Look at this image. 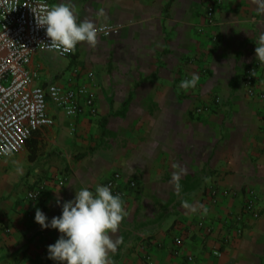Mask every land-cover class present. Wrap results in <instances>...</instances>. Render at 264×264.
<instances>
[{
    "label": "crops",
    "instance_id": "0c3cea01",
    "mask_svg": "<svg viewBox=\"0 0 264 264\" xmlns=\"http://www.w3.org/2000/svg\"><path fill=\"white\" fill-rule=\"evenodd\" d=\"M210 1L70 0L79 20L113 32L67 58L35 54L30 67L39 85L84 86L97 114L65 118L49 105L54 126L0 159V264H58L47 246L60 233L35 222L36 208L59 216L75 191L114 173L125 216L110 264H264V12L218 0L209 24ZM249 199L256 217L242 213Z\"/></svg>",
    "mask_w": 264,
    "mask_h": 264
},
{
    "label": "built area",
    "instance_id": "2783aa9c",
    "mask_svg": "<svg viewBox=\"0 0 264 264\" xmlns=\"http://www.w3.org/2000/svg\"><path fill=\"white\" fill-rule=\"evenodd\" d=\"M217 2L213 0L205 6V19L209 24L215 21ZM51 7L48 0H0V159L21 153L35 131L54 126L49 105L65 118H75L83 112L91 116L97 114L95 97L84 86L37 84L38 73L30 67L35 54L55 53L67 58L74 53H62L47 46L49 38L44 28L37 25L36 16L44 15ZM95 28L97 37L109 36L114 30L111 25ZM251 78V70H246L243 80L246 86L250 85ZM201 110L199 108L197 113ZM118 180L119 174L114 173L103 185L110 186L113 193L122 198L124 190L118 187ZM134 185L131 181L130 186ZM39 194L40 186L29 190L26 198L37 199ZM242 213L258 215L253 199L246 202ZM236 233H240L239 228ZM146 259L147 264H152ZM192 261L191 256H186L183 264Z\"/></svg>",
    "mask_w": 264,
    "mask_h": 264
},
{
    "label": "clouds",
    "instance_id": "9594fccd",
    "mask_svg": "<svg viewBox=\"0 0 264 264\" xmlns=\"http://www.w3.org/2000/svg\"><path fill=\"white\" fill-rule=\"evenodd\" d=\"M258 10L264 12V0H256ZM36 23L44 28L50 49L69 53L77 44L94 45L97 30L89 20H79L70 0H61ZM255 55L264 61V44L255 47ZM196 77L185 81L182 87H194ZM58 192V191H57ZM59 204V201H57ZM184 207H189L187 202ZM125 211L119 194L108 185L97 184L94 190L82 187L71 200L63 202L61 214L49 219L36 208L34 220L42 229L52 228L60 233L58 239L47 246L50 259L58 264H110L109 253H115L122 238L113 239L124 219Z\"/></svg>",
    "mask_w": 264,
    "mask_h": 264
},
{
    "label": "rangeland",
    "instance_id": "374dc122",
    "mask_svg": "<svg viewBox=\"0 0 264 264\" xmlns=\"http://www.w3.org/2000/svg\"><path fill=\"white\" fill-rule=\"evenodd\" d=\"M43 62L46 65H48L51 69H53L54 71L56 70L55 72H57V70L62 69V65L64 63V60L60 59V58L55 59V58L50 57L48 59L43 60ZM215 100H216V104H215L216 106L218 105L219 107H221L223 105L219 98H216Z\"/></svg>",
    "mask_w": 264,
    "mask_h": 264
}]
</instances>
